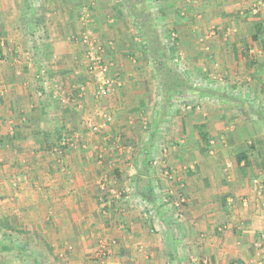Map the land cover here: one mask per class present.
<instances>
[{"label":"crops","instance_id":"obj_1","mask_svg":"<svg viewBox=\"0 0 264 264\" xmlns=\"http://www.w3.org/2000/svg\"><path fill=\"white\" fill-rule=\"evenodd\" d=\"M189 1L165 0L169 8L162 12L167 19L174 15L171 26L179 32L184 63L192 73H202L205 66L211 70L216 61L217 70L231 82L240 78L244 82L249 76L263 78L264 39L250 36L245 43L239 33L246 36L255 32L245 21L246 27L241 30L238 26L242 21L236 19L241 13L235 8L239 5L236 1L251 4L252 0H222L225 5L205 8L204 20L190 21L189 16L194 14L189 11L193 9ZM231 2H235L234 6H227ZM226 7L232 10H223ZM103 9L95 14L93 28L103 41L109 76L121 82L97 97L91 80L80 106L70 103L63 109L51 105L35 110L43 122L37 121L40 129L36 128V135L24 133L25 137L34 136L33 141L38 142V137L44 136V124L48 127L45 135L49 136L59 126L77 127L81 129L80 147L50 153L34 150L25 159L24 150L18 154L19 162H23L18 178L24 187L17 193L16 206L0 202V232H7L16 241L15 245L8 243L10 246L0 248V264H264V192L248 183L253 174L248 159L254 158L247 157L248 149H244L251 140L264 144V125L250 123L248 112L252 106L244 101L245 112L241 113L227 92H222L216 102L207 99L199 110L179 108L171 116L164 112L155 117L156 110L165 111L164 104L156 98L160 75L146 70L139 58L140 46L131 38L125 17L115 16V21L110 22ZM194 10H199L197 5ZM8 12L6 8L7 17ZM212 13L218 17V26L217 34L210 37L206 35V25L213 21L206 24V16L211 18ZM192 21L194 24H190ZM47 23L51 29L53 21ZM246 28L248 34L244 32ZM54 46L60 53L66 49L58 40ZM127 53L139 58L137 62L133 60L131 64ZM59 58L66 65L68 52ZM10 61L14 66L20 62L12 57ZM4 74L7 76V71ZM8 75L13 77L12 72ZM17 75L19 71L14 76ZM58 76L61 79L60 73ZM20 81L9 90L4 85L9 98L0 101L6 107L15 103L13 108H18L15 105L24 100L25 84ZM75 108L83 112L72 111ZM144 110L151 113L144 114ZM88 118L104 121V128L91 131ZM19 121L20 127L26 125L22 119ZM64 139L70 142L69 137ZM213 139L215 153L211 154L208 144ZM230 148L236 155L228 158L233 163L228 168L224 158ZM255 153L258 159H264L261 149ZM260 161V167H264V161ZM112 165L119 167L121 176L135 174L137 193L132 194V201L104 199V189L107 195L110 193L105 185L98 186L99 176L105 170L110 174ZM262 173L264 179V169ZM118 205L120 209L116 211ZM144 207L149 209V215L142 212Z\"/></svg>","mask_w":264,"mask_h":264},{"label":"rangeland","instance_id":"obj_2","mask_svg":"<svg viewBox=\"0 0 264 264\" xmlns=\"http://www.w3.org/2000/svg\"><path fill=\"white\" fill-rule=\"evenodd\" d=\"M144 2L149 9V16L153 18V22L158 29L159 40L161 42L159 50H162L167 56L169 67L183 78L185 84L181 92L177 94L160 84L161 77L159 78L157 88L160 89V92H158L156 98L158 102L164 104L162 109L165 111L156 110L155 117L164 112L171 116L175 113L176 109L179 108H181L182 111L199 110L201 108V103L207 101V99L208 101L216 102L219 100L218 98H220L222 92H227L229 95L231 94L230 98L236 102V109L238 108L240 112L243 111L242 104L244 101L252 106V111L248 112L250 115L249 118L251 119L250 123L254 125L261 123V125H264V77L262 78L259 76L257 79H254L255 77L249 76L250 78H245L244 82L243 79L240 78L236 81H232L235 82V85L232 86V79L226 78L217 70L219 65L216 61L212 63L213 69L211 70L213 72H211L208 67L202 66L204 67L202 73H192L191 68L184 63L185 54L182 47L180 48L179 32H177L175 27L171 26V24L175 22L174 18H171L173 14L170 15L171 19L169 17V19H167V16L162 12L163 8L166 10L169 8V6L166 7L167 4L165 0H144ZM236 2L239 5L235 6V8L241 11L240 15L236 16L237 20L242 21L238 26L241 30L246 27L244 21L248 23L247 27L251 26L254 32L256 24L262 25L261 27L264 26V13H262L264 10V0H252L251 4L247 2L240 3V1ZM188 3L193 8L189 11L194 14L193 16H189V21L191 19L204 20L206 13L205 8L209 10L211 8L210 6L214 8V6H218L219 4H226L222 3V0H190ZM234 3L235 2H231L227 6H234ZM130 5L131 2L129 0H0V100L3 97L5 98L4 101L9 98L4 91L6 87H8L6 88L8 90L12 89V86L15 87L18 80H21V85H23V83L25 84L22 88L24 100L21 99V103L15 105L22 111L18 108L14 109L13 105L15 103L13 104L11 101L12 106L10 107H6L7 104L4 105L0 101V178L3 179V181L0 182V185L3 186L2 189L0 186V202L3 204L13 202V205L16 206V202H18L19 198L17 193H20L18 191L21 187H24L18 178V172H23V162H19L18 157L23 150L24 153L22 155L24 157L23 159H25L28 158L27 156L31 155L34 150L39 151V149H43L46 152H61L66 148L75 150L80 147L79 132L81 129L77 127L68 129V127L59 126L58 130H55V133L49 136L45 135L46 131H48V127L44 124V129H42L44 136H42L41 139L38 137V142L33 141L34 136L25 137L24 133L36 135V128L40 129V126L36 124L37 121L41 120V118L38 117L39 113L35 111L37 108L43 109L44 106L48 107L53 105L58 109H63L65 105L70 103L73 104V107L81 105L80 100L85 94L87 83L91 82V80H93L94 83L93 76L87 71V68H85V65L88 64V57L87 46L83 42V37L85 35H90L92 39H96L97 41L100 40V43L103 42L93 28L95 14H98V9L101 7L104 8L102 13H104L106 20L108 19L110 22L112 19L115 21V16L125 17V20L128 21L130 25L129 28L131 32L129 31V33H132L131 38L140 46V60L143 61L146 70L158 73L156 60L159 52L154 54L151 49H148L149 46L146 43L147 37H145L144 32H142L139 27L136 14L131 10ZM196 5L201 11L194 10ZM254 6H256V11L252 10ZM229 7L223 10H228L229 12L232 10ZM6 8L9 9L8 17L5 15ZM220 12L221 11L218 13ZM215 13H212L211 18L210 15L206 16L208 19H206V24H208L210 19L213 21L211 24L206 25V35L210 37L217 34L216 29L218 24L215 23L218 22V17L215 16V18L213 16ZM226 15L227 14H225L224 17H226ZM234 17L235 15L233 16V20ZM6 19L8 22H5ZM220 19L221 22L225 21L223 17ZM51 21H53V24L52 26L49 25V27L51 26V29H49L47 22ZM190 24H194L193 21ZM244 32L248 34L250 31L246 28ZM239 35L241 40L243 39L245 43L249 42V40H251L250 36H252L250 34L244 36L243 32H240ZM197 37V39H200L199 36ZM200 37H202V41L205 39L204 34ZM259 37L264 39V31L260 33ZM56 40H58L60 44L66 46V49H62L61 53L56 46H54ZM110 40L112 39L110 38ZM101 45L104 55L103 43ZM17 47L18 50H16ZM142 48L146 51L144 52V49L142 51ZM66 51L68 52L69 61L64 65V62H62L63 58L60 59L59 55H63ZM205 51L207 52V49H205ZM11 57L16 58V61H20L17 66H14V64L11 65V61L9 62ZM139 58L134 57L133 54L127 55V59L130 60L131 64L133 60H135L133 62H137ZM250 59L253 64L257 61L252 58ZM261 65L264 66V61ZM6 71L7 76L4 74ZM17 71H19V75L14 76L17 74ZM10 72L13 73V77L8 75ZM59 73L61 74V79L60 76H58ZM159 75L158 73V76ZM171 78L174 80V77ZM114 80L121 82V80L117 78ZM4 85L7 86L4 88ZM8 102L9 101H7V103ZM166 104H168V106ZM24 108H27L28 111H25ZM76 109L77 108L72 111H78L77 113L80 114L83 112ZM146 111L147 110H144V114ZM147 112L149 114L151 113L149 110ZM162 115L163 114H161V116ZM19 119H22L26 125L20 127L18 124L20 122ZM47 120L48 119L44 118V121ZM41 122L43 121L41 120ZM99 122H94L89 118L86 120L90 130V124ZM52 130H54V128ZM45 137L47 138L45 139ZM67 137H69V143H65L64 138ZM51 139H54V141H51ZM47 140H49V143L46 142ZM220 140H223V138ZM39 142L41 143L40 146L36 147ZM50 145H52V147ZM215 145L216 141L213 139V141L208 144V153H215ZM262 145L251 140L246 143L244 149H248L247 153L249 155H247V157L251 155L254 158L248 159L249 163L251 162L250 166L253 167L251 168L253 174L250 176V179H248V183H253L252 186L254 188L259 190L262 189L264 192V179L262 173L264 167H260L259 164V162L261 163L260 160L264 161V159H258V157H260L258 155L254 156L256 154L255 152L260 149L264 152L262 149L264 148V144ZM92 151H94V149ZM235 155L236 152L233 148L227 149L224 158L226 167L229 168L233 165L231 159L228 158H235ZM29 160H31V158ZM102 160L103 162L105 161L103 156ZM128 162L129 159L126 163ZM107 166L108 163L105 164L104 168ZM128 167L129 165H126V169L131 171L132 169ZM118 170L119 167L115 165H112L110 174L108 170H105V172L99 176V180H101L98 186L101 187L105 185L106 187H104L108 188V190L114 189L119 192L121 202L132 201L131 199L134 197L132 194L135 195V193H137L133 178L135 174H128L127 172L126 176H121ZM104 192L106 193V195L103 196L104 199L106 201L111 200V194L107 195L108 191H106V189H104ZM109 202L110 201H108V203ZM102 203L107 204V202ZM11 208L14 209L13 214H16V209L14 207ZM109 208L114 209V207H108V209ZM119 209L120 207L118 205L116 211H119ZM142 212H145L146 215L150 214L147 207L142 208ZM2 213L0 203V215ZM15 241L16 239L10 238L7 232L3 233V235L0 232V248H3V246H10L8 243L15 245Z\"/></svg>","mask_w":264,"mask_h":264},{"label":"trees","instance_id":"obj_3","mask_svg":"<svg viewBox=\"0 0 264 264\" xmlns=\"http://www.w3.org/2000/svg\"><path fill=\"white\" fill-rule=\"evenodd\" d=\"M131 2V10L136 14L137 23L144 32L145 37H147L148 49H151L154 54L157 55V70L160 73L161 84L166 86L167 89L179 94L183 89L184 80L183 78L175 73L171 67H169V62L167 56L163 53L162 50H159L161 42L159 40V33L156 25L153 22V18L149 16L148 7L146 6L144 0H129ZM262 25H255V33L252 35V39H258L261 32L264 31ZM263 29V30H262ZM262 41V48L264 49V40ZM174 77V80L171 78Z\"/></svg>","mask_w":264,"mask_h":264},{"label":"built area","instance_id":"obj_4","mask_svg":"<svg viewBox=\"0 0 264 264\" xmlns=\"http://www.w3.org/2000/svg\"><path fill=\"white\" fill-rule=\"evenodd\" d=\"M252 10L256 11V6ZM83 42L87 46V71L91 73L94 79V93L97 97H100L109 92L114 84L119 85L120 82L109 76L110 64L104 60L101 43L96 39H92L90 35H85ZM104 126V121L90 124L91 130L94 132L101 130ZM109 192L113 199H121L119 192L116 190L109 189Z\"/></svg>","mask_w":264,"mask_h":264}]
</instances>
